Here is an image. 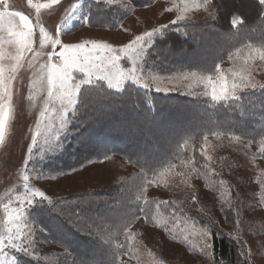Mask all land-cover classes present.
I'll return each instance as SVG.
<instances>
[{
	"label": "rangeland",
	"instance_id": "obj_1",
	"mask_svg": "<svg viewBox=\"0 0 264 264\" xmlns=\"http://www.w3.org/2000/svg\"><path fill=\"white\" fill-rule=\"evenodd\" d=\"M48 2L33 0V4ZM77 2L78 7L62 26V44L95 41L110 45L119 52L137 36L144 37L143 48L138 50L136 57L120 54L118 69L113 70V83L116 79L120 80L118 88L110 87L106 80L91 83L103 81L118 91L132 83L163 94L179 92L195 96L202 93L211 100L215 89L220 97L213 100L215 102H228L249 92H262V96L256 100L253 98L251 103L257 107V116H263L264 87L261 85H264V59H261V53H264V36L252 38L255 40L234 51L227 61L219 64V71L216 69L213 73L190 70L179 75L163 76L144 69L146 51L155 35L179 22L207 20L214 12L210 0H159L145 7L132 6L126 0H112L108 4L121 5L130 13L118 26L107 27H94L88 22L91 4L106 3L105 0H59L49 8H42L39 14L27 0H9V11H19L29 17L34 27V47L39 49L37 15L40 23L55 38L57 25L71 5ZM240 4L247 5L245 1ZM145 33L154 35L148 40ZM44 51L52 52L51 44ZM60 51L61 47L56 46L55 52ZM31 55L29 53V57ZM58 59V56L53 57L54 61ZM29 74L30 71L21 70L13 83V119L10 131H6L4 143L0 145V230L8 223L9 213L14 214L13 210L22 208V236L14 242L23 244L28 252L7 246L5 242L4 252L0 254L4 264H11L13 258L15 264H20L23 255L50 261L60 250L58 245L41 235V229L28 216L31 207L49 201L35 196L32 197L33 203L29 204L27 199L22 202V197H31L33 190H40L52 202L74 193L107 188L123 179L132 180L135 175L141 183L139 191L143 203L149 201L145 213L128 224L123 237L118 238L116 243L122 245L119 253L113 258L104 257L108 258L106 264H213L212 235L208 223L221 227L240 240L243 256L251 263L264 264V118H253L255 127L259 129L254 128L251 137L242 132L206 135L198 147L196 158L163 168L153 176L144 174L121 156H106L67 172L52 171L48 169V163L63 150V138L81 89L91 83L81 85L77 102L68 113L64 126L61 127L59 121L53 119L51 131L38 137V143L29 154L30 130L35 129L42 108L41 98L36 100L34 107H29L26 99ZM75 75L78 79L84 78L82 73L76 72ZM133 75L136 79L132 78ZM233 84L239 87L233 89ZM245 84L248 86H243ZM252 84L256 86L252 87ZM162 119L166 120V130L170 129V124L176 123L170 120V115ZM160 137L164 138L158 132ZM24 174L29 176L27 189L24 187ZM170 203L174 209L166 206ZM230 207L235 211V219L228 224L223 210Z\"/></svg>",
	"mask_w": 264,
	"mask_h": 264
},
{
	"label": "trees",
	"instance_id": "obj_2",
	"mask_svg": "<svg viewBox=\"0 0 264 264\" xmlns=\"http://www.w3.org/2000/svg\"><path fill=\"white\" fill-rule=\"evenodd\" d=\"M126 1L145 7L159 0ZM241 1L247 5H241ZM210 3L214 12L207 20L179 22L155 35L143 62L146 71L163 76L190 70L213 73L234 51L255 40L252 38L264 36V4L260 0ZM129 13L121 5L93 2L88 22L94 27L118 26ZM237 16L243 22L234 27L231 21ZM261 96L262 92H249L228 102H215L202 93L163 94L132 83L121 91L103 81L87 84L81 89L64 135L63 150L48 163V169L67 172L106 156H121L144 174L156 175L163 168L196 158L208 134H254V128H259L253 118L258 116L251 101ZM261 114L260 120L264 118L263 110ZM165 115L176 122L168 130L162 119ZM158 132L164 136L162 140ZM133 178L31 207L29 219L60 250L50 261L23 255L20 264H106L108 258L119 253L122 245L116 242L123 237L126 226L145 213L149 201L143 203L141 183L136 175ZM166 206L175 208L171 203ZM223 213L227 223H232L233 207L225 208ZM208 224L213 264H255L243 256L240 240Z\"/></svg>",
	"mask_w": 264,
	"mask_h": 264
},
{
	"label": "clouds",
	"instance_id": "obj_3",
	"mask_svg": "<svg viewBox=\"0 0 264 264\" xmlns=\"http://www.w3.org/2000/svg\"><path fill=\"white\" fill-rule=\"evenodd\" d=\"M53 2L54 0H49L46 4L30 3L29 5L35 7L39 14L41 8L51 7ZM9 7V0H4L3 8L0 10V145L4 143L6 131H10V122L14 113L13 83L17 80L21 70L30 71L29 91L26 97L29 107H34L38 98L42 99V108L39 112V119L36 121L39 131L33 135V143H35L36 135L47 134L51 131L53 119H57L61 127L64 126L68 113L72 111L77 102V95L82 84L91 83L94 80H106L110 87L118 88L120 80L116 79L113 83L114 78L109 74L103 70L97 72L95 70L97 66L93 64V60H98L100 57H92L87 52L77 56L75 64L69 69L64 55L65 49L74 52L84 46L68 44L61 47V51L56 53L55 48L58 40L53 39L40 23L38 15L36 27L39 28V49H36L34 47V27L29 17L22 12L9 11ZM238 18V21L234 19L231 21L234 27L237 23L243 22L242 18ZM153 35L154 33H148L146 37ZM48 44H51L52 52L44 51ZM92 44L94 48L111 50V46L107 44L95 41H92ZM120 52L126 55L124 49H120ZM29 53L32 54L31 57H29ZM45 56L47 59H42ZM54 56H58L59 60L54 61ZM217 71H219V64ZM76 72L82 73L84 78L78 79L75 75ZM243 80L242 76L241 81ZM243 86L247 87L246 84ZM233 88H237V85H233ZM212 99H216L215 95H212ZM45 120L48 121L47 124L44 123ZM23 179L27 180L26 174ZM15 219V215L9 213L8 223L5 224L8 226L0 230V250L5 247L4 239H8L9 245H12L11 233L13 228L18 227L12 224ZM5 231L9 233V236L4 235ZM12 247L17 248L18 246L12 245ZM0 264H2V259H0Z\"/></svg>",
	"mask_w": 264,
	"mask_h": 264
},
{
	"label": "snow or ice",
	"instance_id": "obj_4",
	"mask_svg": "<svg viewBox=\"0 0 264 264\" xmlns=\"http://www.w3.org/2000/svg\"><path fill=\"white\" fill-rule=\"evenodd\" d=\"M27 2H28V4H30V3L33 4V0H27ZM105 2L106 3H112V0H105ZM261 2L264 3V0H261ZM3 3H4V0H0V10H2V8H3ZM57 3H59V0H54L52 5L57 4ZM77 7H78V2L72 4L70 9L65 13L63 19L57 25V28H56L57 35L55 38L52 37L53 39L58 40V43L56 46L63 47L64 45H68V44H62L61 43L60 34L62 32V26H63L64 22L69 20V18L72 16V14L74 13V11ZM47 8H49V7H47ZM35 10L37 12L36 8H35ZM40 10H39V12H40ZM233 19L237 20V21L239 20L238 17H234ZM237 24H239V23H237ZM36 25H37V22H36ZM147 34L148 33H145V36H147ZM137 37H140V39H137ZM137 37L135 38L134 41L131 42V44L126 45L124 48H122V49H124V53L127 56H129V58L136 57L138 50L143 48L144 37H141V36H137ZM148 40H151V37H148ZM89 44H90V47L88 46ZM76 45H83L84 47L81 49H76L74 52L69 51L68 49H65V52H64V55H65L66 60L68 62L67 67L69 69H71L73 67V65L75 64V60H76L77 56H79L82 53L87 52V54L92 56V57H100V59H98V60H95V59L93 60V64L97 66L95 68V70L97 72L103 70L106 74H109L111 77L114 78L113 70L118 69V61L120 59H117V58L121 57L120 50L118 52L116 49H114L112 47H111V50H105L103 48H94L92 42H88V41H85V42H82V43H79ZM261 59H264V53H261ZM133 63H135V61H133ZM246 71H247V69H246ZM132 72L133 73L135 72V67H133ZM193 76H195V74H193ZM132 78L136 79V77L134 75L132 76ZM209 82H211V78H209ZM233 85H237V84H233ZM233 85H232V88H233ZM251 86L255 87L256 85L252 84ZM237 87H238V85H237ZM261 87H264V85H261ZM213 95H215L216 99L220 98L216 95L215 89L213 90ZM30 131L32 132V136H31V144L28 148L29 154H31L33 146H35L38 143V137H41L43 134V133H40V134L36 135L35 143H33V135H34V133H37L39 131L38 126H37V122H36L35 129H32ZM28 180H29V176L27 175V180L26 181L24 180L25 181L24 187L26 189L29 187L27 184ZM35 196H39L41 200H48L50 202V199L45 195V193L43 191H40V190H33L31 192V197H22L21 201L23 202V200L27 199V202L29 204H31V203H33L32 197H35ZM13 212H14L16 219L14 221H12V224L17 225L18 227H15V231H13L11 233L10 238L12 240V245H17L18 246L17 249L28 252V249L25 248L23 246V244H17L14 242V241L20 240L21 236H22L21 224L23 223V220H22L23 209L17 208L15 210H13ZM17 222H19V223H17ZM7 226L8 225H5V227H7ZM4 235L7 237V236H9V233L5 231ZM5 242H7V246L12 247V245H9L8 239L3 240L4 245H5ZM207 247H211V245H207ZM3 252H4V248L2 250H0V254H3ZM2 264H4V261H2ZM11 264H15L14 258L11 261Z\"/></svg>",
	"mask_w": 264,
	"mask_h": 264
}]
</instances>
